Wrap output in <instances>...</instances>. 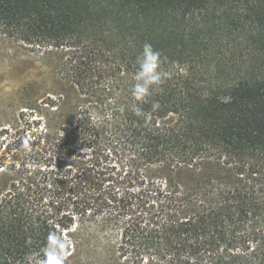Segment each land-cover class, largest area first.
<instances>
[{
	"label": "trees",
	"instance_id": "16d2710c",
	"mask_svg": "<svg viewBox=\"0 0 264 264\" xmlns=\"http://www.w3.org/2000/svg\"><path fill=\"white\" fill-rule=\"evenodd\" d=\"M0 38L48 51L44 138L92 154L60 172L0 162V264L50 232L66 264H264V0H0ZM146 41L171 75L136 116ZM98 218L102 250L75 235Z\"/></svg>",
	"mask_w": 264,
	"mask_h": 264
},
{
	"label": "rangeland",
	"instance_id": "374dc122",
	"mask_svg": "<svg viewBox=\"0 0 264 264\" xmlns=\"http://www.w3.org/2000/svg\"><path fill=\"white\" fill-rule=\"evenodd\" d=\"M55 62L47 50L30 51L0 38V162L26 165L33 169L53 167L56 172L77 168V161L91 159L64 155L44 138L46 118L37 106L55 83ZM28 103L34 108H28ZM112 166L116 161L101 162ZM102 217V216H101ZM101 218L78 226L76 238L99 234V250L106 247L111 230L101 225ZM87 258L84 255L83 260Z\"/></svg>",
	"mask_w": 264,
	"mask_h": 264
},
{
	"label": "clouds",
	"instance_id": "9594fccd",
	"mask_svg": "<svg viewBox=\"0 0 264 264\" xmlns=\"http://www.w3.org/2000/svg\"><path fill=\"white\" fill-rule=\"evenodd\" d=\"M165 57L152 43L144 42L135 57L136 71L132 77L130 93L133 103L128 106L136 116H145L142 105L151 103V110L161 107L153 97L163 93V86L171 73L165 69ZM125 109L122 107L121 111ZM70 243L59 232H50L46 243L37 253L26 256L27 264H66L65 251Z\"/></svg>",
	"mask_w": 264,
	"mask_h": 264
}]
</instances>
